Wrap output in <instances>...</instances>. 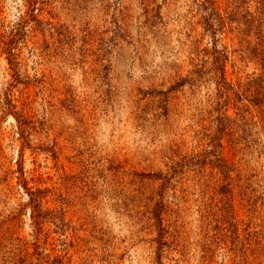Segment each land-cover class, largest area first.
I'll list each match as a JSON object with an SVG mask.
<instances>
[{"label": "rangeland", "instance_id": "rangeland-1", "mask_svg": "<svg viewBox=\"0 0 264 264\" xmlns=\"http://www.w3.org/2000/svg\"><path fill=\"white\" fill-rule=\"evenodd\" d=\"M214 1L256 14V0ZM196 2L0 0V264H264L255 28L220 36L250 121L214 133L217 85L188 81L212 60ZM214 151L241 178L231 222L210 215Z\"/></svg>", "mask_w": 264, "mask_h": 264}, {"label": "trees", "instance_id": "trees-1", "mask_svg": "<svg viewBox=\"0 0 264 264\" xmlns=\"http://www.w3.org/2000/svg\"><path fill=\"white\" fill-rule=\"evenodd\" d=\"M256 1V14L245 12V14L242 15L244 20L243 23L238 21L237 10H232L233 14L231 15V12H228L226 9L224 12H222L221 9L215 5L214 0H197L196 2L198 9L203 12L201 18V23L204 29L203 35L208 34L211 38L209 44L212 60L209 67L206 65L205 61L199 63L196 66L194 65L193 70L189 72L190 77L188 81L193 87L195 82L203 79L204 76H209L210 80H212L217 85V107H223L224 110L222 112L223 116L216 119V122L219 123V126H217L214 133H220V135L236 133L234 126L247 125V123L250 121L249 119H246L245 115L243 114L246 105L242 103V100L244 99V91L241 93V90L244 85L240 83H231L226 78L225 67L228 61V54L226 47L220 43L222 40V37L220 36L225 33L227 24L236 22V25L231 28L230 31L237 30L238 32L242 31L240 29V24H245L248 27L249 25H252L255 28V43L252 45V47H250V44H248L247 49L249 50V54L253 56L255 60L258 61L264 68V0ZM218 34H220L219 37ZM256 80H258L260 84L258 87H261V89L259 91H256L257 89H255L254 91L262 101V106H264V86H261L264 84V75L262 74L257 76L256 79H252V82L254 83ZM230 102H233L235 108L239 109L241 113H239V118L237 120H232L226 115V107ZM237 102H239L238 105H236ZM262 112V118L264 119V110ZM238 142V139H231L230 141V149H232L234 153L237 152L236 146ZM218 146V148H222V145ZM214 155L215 158L210 161L211 168L216 169V173L220 175L219 187L214 191L215 193L220 194L221 198L218 200L220 202V206H218L215 211H211L210 215L216 222L227 220H230L231 222L230 218H232L231 215L233 208L229 203L230 196L235 181L241 180V178L234 164L229 163L226 159L222 158L219 151H214ZM233 174H235V176H233ZM215 206H217V204ZM213 208L214 206L210 207L211 210ZM236 224L237 223H235V227ZM216 226L217 227L215 228L218 229L219 225ZM216 237V234L212 235L211 241L217 242Z\"/></svg>", "mask_w": 264, "mask_h": 264}]
</instances>
